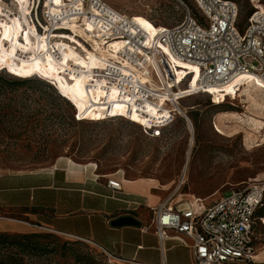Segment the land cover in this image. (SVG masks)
Returning a JSON list of instances; mask_svg holds the SVG:
<instances>
[{
  "label": "rangeland",
  "instance_id": "1",
  "mask_svg": "<svg viewBox=\"0 0 264 264\" xmlns=\"http://www.w3.org/2000/svg\"><path fill=\"white\" fill-rule=\"evenodd\" d=\"M28 1L0 0V66L10 72L0 68V173L53 168L71 160L80 167L88 165V172L99 178L118 173L128 179L153 178L159 189H165L158 190L163 200L184 180L180 198H201L205 203L229 194L233 187L264 178V107L248 102L252 113H247L240 86L234 98L227 100L233 88L216 90L213 97L219 96L220 104L202 93L183 99L181 106L187 109L189 120L178 116L159 138L140 126L147 120L121 110L111 115L133 122L122 117L91 121L103 119L102 114L83 113L82 118L88 120L76 121L74 112L80 111V103L69 88L76 89L78 80L62 79L55 72L54 60L48 65L38 53L44 35L29 20ZM106 1L153 27L154 23L174 25L185 14L179 0ZM183 1L200 16L192 0ZM235 1L241 10L238 28L242 31L249 14L264 0ZM19 73L54 79L58 91L74 106L46 80L36 75L20 78ZM97 96L104 97L102 93ZM0 216L15 217V211L2 210ZM37 232L47 234L41 241L49 244L44 252L24 255V264H137L116 259L91 241ZM260 237L264 239V227ZM11 251L17 248L0 245V261Z\"/></svg>",
  "mask_w": 264,
  "mask_h": 264
},
{
  "label": "built area",
  "instance_id": "2",
  "mask_svg": "<svg viewBox=\"0 0 264 264\" xmlns=\"http://www.w3.org/2000/svg\"><path fill=\"white\" fill-rule=\"evenodd\" d=\"M179 1L184 18L170 26L153 22L156 30L145 28L106 0H29V20L48 38L52 50L54 40L63 39L85 57L91 52L100 59V67L92 68L89 88L98 87L106 96L116 91L118 99L131 97L140 113L146 101L159 104V113L140 125L146 134L159 138L178 116L189 120L183 99L202 93L214 102L210 88L240 73H253L264 81V6L251 13L241 31V10L235 0H192L200 16ZM181 61L196 65L198 73L180 67ZM181 68L186 71L179 75ZM78 73L77 68L67 69L65 76L72 81ZM45 80L58 91L54 79ZM232 98L226 95V100ZM102 110L103 119L91 121L126 118ZM75 118L88 120L79 109ZM107 185L119 191L122 180L110 177ZM183 185L184 180L153 209L161 243L177 239L191 249L196 264H256L255 255L264 245L260 237L264 216L257 214L264 205V178L233 187L212 203L180 198Z\"/></svg>",
  "mask_w": 264,
  "mask_h": 264
},
{
  "label": "crops",
  "instance_id": "3",
  "mask_svg": "<svg viewBox=\"0 0 264 264\" xmlns=\"http://www.w3.org/2000/svg\"><path fill=\"white\" fill-rule=\"evenodd\" d=\"M80 166L68 160L53 168L0 173V211H15V217L0 216V232L47 231L87 240L125 262L196 264L188 246L174 238L161 243L155 232L153 209L163 200L158 190H165L155 179L119 173L99 178L88 165ZM110 177L122 180L121 190L107 185ZM124 216L138 223L114 224ZM255 262L264 264V247Z\"/></svg>",
  "mask_w": 264,
  "mask_h": 264
},
{
  "label": "bare ground",
  "instance_id": "4",
  "mask_svg": "<svg viewBox=\"0 0 264 264\" xmlns=\"http://www.w3.org/2000/svg\"><path fill=\"white\" fill-rule=\"evenodd\" d=\"M15 1V0H14ZM17 3V2H16ZM136 18V17H135ZM142 26L148 29H155L156 27H153L141 20H137ZM80 34H84L82 29H78ZM68 37V36H64ZM68 38H71L72 41L79 42L77 38L73 37L72 35H69ZM42 41H40V44L38 45V53L46 60V62L49 65V61L52 58L55 62V65L57 69H55V72L64 80L68 79L65 76V72L67 69L77 68L79 70V73L77 75L73 76V79H77V85L76 89L69 88L72 92V96L80 103V113H83L84 115H95V114H103L102 109H107L108 113L114 114L117 111H123L130 115H135L138 117H141L142 119L148 120L149 116L156 115L159 113V104L153 103L150 101H146L145 107L143 108L144 113H140L137 110H134L135 104L133 103V100L131 97L124 98V99H118L115 98L116 91H113L110 95L107 96L104 95L102 89L98 87H91L89 88L88 84L93 78H92V68H99L100 67V59L95 56L93 53L89 52L88 57H85L81 52H78L73 46L63 42L62 40H58L57 43L53 44V49L50 48V43L48 41L47 37L41 38ZM57 40V39H56ZM54 40V41H56ZM56 51V52H53ZM72 63H69L71 62ZM81 62V63H77ZM76 66V67H75ZM7 68L4 66H0V68ZM182 68H189L192 69V71H197V66L194 65L191 62H184L181 61ZM179 70V75H182L186 70L185 69ZM8 69V68H7ZM20 74V73H19ZM36 74V73H33ZM33 74H29L28 76H32ZM39 74V73H37ZM21 75V74H20ZM42 79H45L46 76L42 77ZM52 79V78H51ZM67 81V80H66ZM197 78L195 77L194 81L192 82L191 87H195ZM237 86H240V98L245 101L246 103V109L247 113H252L250 109V105L248 102L256 107H264V81H261L256 75L253 73H240L234 76L230 81L225 83L224 85L220 86H212L210 88L209 94H214L216 90H224L227 88H233L230 95H234L235 88ZM68 89V90H69ZM59 92H61L59 90ZM62 93V92H61ZM97 93H102L104 95L103 99L97 96ZM63 95L67 97L64 93ZM69 98V97H67ZM70 99V98H69ZM222 100L219 96H216L214 98V104H220ZM192 108V107H190ZM194 108V107H193ZM190 154V151L188 155ZM147 181V180H146ZM154 181V180H153ZM148 183V182H147Z\"/></svg>",
  "mask_w": 264,
  "mask_h": 264
},
{
  "label": "trees",
  "instance_id": "5",
  "mask_svg": "<svg viewBox=\"0 0 264 264\" xmlns=\"http://www.w3.org/2000/svg\"><path fill=\"white\" fill-rule=\"evenodd\" d=\"M263 6H264V4L261 7H263ZM257 8H260V7L256 6L254 8V10H256ZM251 13L249 14V16L251 15ZM3 69H5V68H3ZM5 70H7V69H5ZM17 76H19V75H17ZM19 77L20 78H28L30 76L20 75ZM1 78L2 77H0V79ZM32 78H34V77H32ZM11 82L16 83V84H25L27 82V80H13ZM65 99L68 102H70L69 99H67V98H65ZM70 103L72 104V106H74L72 102H70ZM74 118H75V112H74ZM75 120L78 121L76 118H75ZM127 120H130V119H127ZM130 121H132V120H130ZM257 214L259 216H264V205L259 208V210L257 211ZM46 237H48L47 234L38 233V232L26 233V234H15V233L0 232V245H6L7 244L9 246H15L17 248V252L11 251L10 255L6 259H3L2 261H0V264H24L25 263L24 257H23L24 255L38 254V253L44 252L46 250L49 243L41 241L42 239H44Z\"/></svg>",
  "mask_w": 264,
  "mask_h": 264
},
{
  "label": "water",
  "instance_id": "6",
  "mask_svg": "<svg viewBox=\"0 0 264 264\" xmlns=\"http://www.w3.org/2000/svg\"><path fill=\"white\" fill-rule=\"evenodd\" d=\"M138 222L130 216H124L114 221L115 225H121V224H137Z\"/></svg>",
  "mask_w": 264,
  "mask_h": 264
}]
</instances>
